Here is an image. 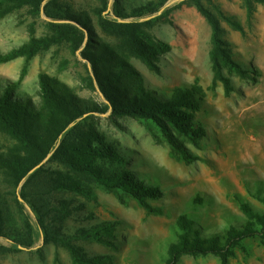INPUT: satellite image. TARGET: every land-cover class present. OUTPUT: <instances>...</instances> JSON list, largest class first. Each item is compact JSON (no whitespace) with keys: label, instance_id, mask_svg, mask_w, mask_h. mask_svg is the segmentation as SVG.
Masks as SVG:
<instances>
[{"label":"rangeland","instance_id":"1","mask_svg":"<svg viewBox=\"0 0 264 264\" xmlns=\"http://www.w3.org/2000/svg\"><path fill=\"white\" fill-rule=\"evenodd\" d=\"M201 1L218 17L221 37L234 59L249 69L254 78L244 79L226 67L225 74L233 86L230 95L225 93L221 81L214 83L212 26L191 0H166L158 12L140 19L164 15L144 27L152 37L171 45V51L157 61L159 71L139 57L127 56L120 50V39L100 27L96 11L103 8L104 0H61L78 12L89 14L91 45L104 46L117 58L129 57L138 71L139 76L122 74L119 82H114L119 99L131 97L132 89L138 85L164 95H170L177 87L196 85L201 88V100L195 118L203 123L207 136L199 145L179 137L198 157L186 163L173 155L164 133L152 122L133 116H112L111 109L96 112L85 122L95 126L114 145L139 179L162 189L161 198L149 200L163 210L162 214L149 213L133 198L121 202L113 190L87 175L71 172L51 155L35 169L38 170L32 180L27 182V176L18 186L11 172L0 165V207L5 215V229L21 239L27 237L25 216L34 229L31 247L18 246L8 236H0V264H74L67 247L56 241L44 243L38 208L52 237L79 234L73 241L81 247L85 259L102 260L89 264H165L181 214H189L210 237L231 222L246 219L237 197L263 207L252 193L264 184V3H254L249 12L247 0ZM113 4L114 0H110L104 12L111 19L115 17ZM225 17L240 23L243 31ZM130 20L133 19L125 21ZM50 21L45 12L34 14L29 5L14 7L0 17V53L32 38L52 35ZM86 49L87 42L79 46L76 41H63L32 58L0 62V83H14L22 95L41 104L40 75L48 74L67 84L79 98L106 105L109 101L100 88L92 62L84 55ZM16 153L23 154L25 149L0 126V155ZM98 166L109 167L104 162ZM57 172L78 178L89 194L53 187L52 178ZM23 193L31 204L22 198ZM17 196L23 209L16 202ZM197 197L202 201L197 202ZM103 224L113 228L111 234L100 240L86 236L87 231ZM244 246L230 258L231 264H264V242L260 238L248 239ZM178 264L221 263L215 255H184Z\"/></svg>","mask_w":264,"mask_h":264},{"label":"trees","instance_id":"2","mask_svg":"<svg viewBox=\"0 0 264 264\" xmlns=\"http://www.w3.org/2000/svg\"><path fill=\"white\" fill-rule=\"evenodd\" d=\"M165 1L133 3L129 0H114L113 19L104 15L110 0H104L103 8L96 11L100 16V27L120 39V50L127 56L143 59L156 71H159L157 61L162 54L171 51V45L149 35L144 27L156 23L164 15L144 21L140 19L158 12ZM191 1L212 26L211 58L215 72L214 83L221 81L225 93L230 95L233 86L231 78L225 74L226 67L244 79L254 78L249 69L235 60L231 50L226 47L221 37L223 30L218 17L210 12L201 0ZM254 3H264V0H247L249 12L252 11ZM23 5L31 6L34 14L45 12L51 19L49 24L53 34L32 38L22 46L0 53V62H9L19 57L32 58L40 51L63 41H76L79 46L87 42L84 55L92 62L100 88L109 103L100 105L79 98L67 84L48 74L40 75L41 104L22 95L14 83L1 82L0 126L22 144L25 153L0 155V165L5 171L11 172L18 186L27 176V182L32 180L39 169L38 166L51 155L71 172L87 175L100 185L113 190L121 202L125 203L129 198H133L149 213L162 214L161 208L154 207L149 202L150 199L161 198L164 194L162 189L158 185L139 179L135 172L127 167L128 162L114 145L107 142L95 126L85 122L94 117L96 112L105 113L109 109L112 116H133L152 122L164 133L173 149V155L186 163H192L198 157L180 138L199 145L200 140L207 136L205 126L195 118L201 100V88L196 85L181 86L173 89L170 95H164L138 85L132 89L131 97L119 99L114 82H119L122 74L139 76V73L129 62V57L120 56L115 52L120 56L117 58L113 51H106L104 46L91 45L92 25L88 21L87 12H78L72 6L63 4L61 0H0V6H3L0 17L8 14L14 7ZM225 18L236 29L243 31L240 23L231 17ZM128 19L133 20L125 21ZM100 162L108 164L109 167L103 169L98 166ZM36 168L38 169L35 170ZM52 184L57 189L89 194L86 185L70 174L55 173ZM252 194L263 207L259 208L250 201L237 197L246 219L243 222H231L210 237L189 214H181L174 228L175 240L168 245L165 264H178L184 255H215L221 264H231L230 258L235 256L238 248L245 249L246 240L260 238L264 242V184L258 185L257 192ZM21 196L25 202L30 203L26 193ZM196 201L201 202L202 199L197 197ZM16 202L23 209L20 197L17 196ZM36 212L45 244L56 241L67 247L74 264L102 262L101 259H85L81 247L73 241L75 237L79 238V234L52 237L42 210L38 208ZM24 223L27 237L21 239L11 235L13 233L10 234L5 229V215L0 207V236H8L18 246L31 247L34 244V229L26 216ZM112 229L108 224H103L87 231L86 236L100 240L104 235L111 234Z\"/></svg>","mask_w":264,"mask_h":264}]
</instances>
